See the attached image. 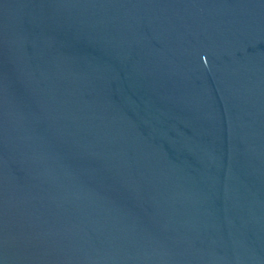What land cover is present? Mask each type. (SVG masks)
I'll return each instance as SVG.
<instances>
[{"label":"water","instance_id":"water-1","mask_svg":"<svg viewBox=\"0 0 264 264\" xmlns=\"http://www.w3.org/2000/svg\"><path fill=\"white\" fill-rule=\"evenodd\" d=\"M0 264H264V0H0Z\"/></svg>","mask_w":264,"mask_h":264}]
</instances>
